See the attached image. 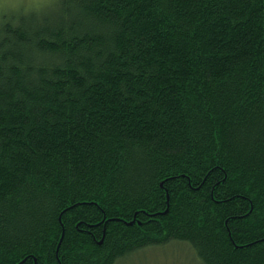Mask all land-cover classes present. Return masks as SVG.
Instances as JSON below:
<instances>
[{"label": "trees", "instance_id": "16d2710c", "mask_svg": "<svg viewBox=\"0 0 264 264\" xmlns=\"http://www.w3.org/2000/svg\"><path fill=\"white\" fill-rule=\"evenodd\" d=\"M51 2L0 20V264H264V0Z\"/></svg>", "mask_w": 264, "mask_h": 264}, {"label": "rangeland", "instance_id": "374dc122", "mask_svg": "<svg viewBox=\"0 0 264 264\" xmlns=\"http://www.w3.org/2000/svg\"><path fill=\"white\" fill-rule=\"evenodd\" d=\"M52 0H0V20L17 12L46 10ZM116 264H200L194 251L180 242L163 243L145 248Z\"/></svg>", "mask_w": 264, "mask_h": 264}]
</instances>
